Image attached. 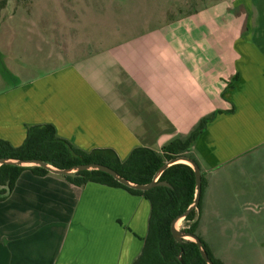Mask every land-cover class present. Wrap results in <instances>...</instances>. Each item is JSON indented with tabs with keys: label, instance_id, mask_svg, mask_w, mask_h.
<instances>
[{
	"label": "crops",
	"instance_id": "0c3cea01",
	"mask_svg": "<svg viewBox=\"0 0 264 264\" xmlns=\"http://www.w3.org/2000/svg\"><path fill=\"white\" fill-rule=\"evenodd\" d=\"M241 3L194 0L188 28L175 26L181 37L153 28L158 37L68 54L0 89V138L18 146L28 126L50 123L79 149L110 148L124 159L135 147L184 139L206 118L189 150L203 178L200 230L221 172L264 149V0ZM149 209L122 188L24 170L0 201V264H132Z\"/></svg>",
	"mask_w": 264,
	"mask_h": 264
},
{
	"label": "rangeland",
	"instance_id": "374dc122",
	"mask_svg": "<svg viewBox=\"0 0 264 264\" xmlns=\"http://www.w3.org/2000/svg\"><path fill=\"white\" fill-rule=\"evenodd\" d=\"M193 3L194 0H7L1 11L0 35L12 36H0V89L71 61L70 54L110 46L130 37H158L153 28L161 27L160 37H172L176 25L188 28L184 16L191 12ZM31 5L32 17L27 18ZM218 10L219 14L223 11ZM224 10L229 13V9ZM201 18L203 23L207 21L205 16ZM148 28L151 33L145 34ZM176 30V37L185 33L180 28ZM258 154L260 158L255 162L243 158L238 169L230 167L221 172L216 185L209 189L208 216L196 230L212 255L224 264H264V149ZM183 222H179V228Z\"/></svg>",
	"mask_w": 264,
	"mask_h": 264
},
{
	"label": "trees",
	"instance_id": "16d2710c",
	"mask_svg": "<svg viewBox=\"0 0 264 264\" xmlns=\"http://www.w3.org/2000/svg\"><path fill=\"white\" fill-rule=\"evenodd\" d=\"M6 2L7 0L0 1V15ZM205 122L206 118L201 119L190 135L184 139L175 138L159 150L138 146L133 148L124 159L119 158L110 148H95L90 151L79 149L70 141L59 137L52 124H35L27 127L25 138L18 146H13L9 141L0 138V158L42 159L50 161L58 168L99 163L114 169L133 182L148 183L156 171L169 159L176 156L191 158L189 150L203 130ZM24 170H29L37 176L49 173L45 168L38 166L26 168L11 164L0 165V201L13 190L16 180ZM64 178L77 186L95 182L122 188L148 201L150 209L147 231L142 238L141 249L132 264H207L195 242H178L170 231L171 222L181 215L193 200L195 176L189 165L176 163L167 167L159 179L167 181L171 186L157 185L147 190L126 186L100 170H80L74 176L66 175ZM202 186L201 176V189ZM200 206L199 199L198 210ZM197 214L196 210H192L183 219L184 225L180 229L199 237L213 264H224L222 260L212 255L208 244L196 234Z\"/></svg>",
	"mask_w": 264,
	"mask_h": 264
},
{
	"label": "water",
	"instance_id": "95a60500",
	"mask_svg": "<svg viewBox=\"0 0 264 264\" xmlns=\"http://www.w3.org/2000/svg\"><path fill=\"white\" fill-rule=\"evenodd\" d=\"M2 1V0H0ZM2 11V10H1ZM2 17V12L0 15V20ZM11 21V19H9ZM7 25V24H5ZM176 163H184L189 165L193 171H194V176H195V189H194V196L192 202L189 204L187 209L179 216H177L170 225V231L174 239L178 242H184V241H193L197 244L198 249L200 251V254L202 258L206 261L207 264H213L212 260L208 257L207 252L204 249L203 242L199 239L198 236L185 232L179 228L177 225L179 221L183 220L192 210H196L198 213V203L200 199V193H201V174L198 165L196 162L185 156H176L168 161H166L154 174L153 178L151 181L148 183H136L133 182L121 174H119L117 171L114 169L103 165L99 163H86V164H77L73 165L71 167H66V168H58L54 166L50 161L42 160V159H20V158H10V157H3L0 158V165L2 164H11V165H16V166H22V167H42L48 170L50 173L54 174H60V175H70L74 176L76 172L80 170H100L105 173H108L111 175L114 179L119 181L120 183L129 186L134 189L138 190H147L149 188H152L157 185H166V186H171L167 181L160 180L159 177L161 173L169 166L176 164Z\"/></svg>",
	"mask_w": 264,
	"mask_h": 264
},
{
	"label": "flooded vegetation",
	"instance_id": "af4514ba",
	"mask_svg": "<svg viewBox=\"0 0 264 264\" xmlns=\"http://www.w3.org/2000/svg\"><path fill=\"white\" fill-rule=\"evenodd\" d=\"M23 8H24V7H23ZM23 8H22V9H23ZM24 9H25V8H24ZM32 9H33V6L31 5V6H30V12H29L28 14H26V12L24 11V13L27 15V16H26L27 18H29V16L32 17V14H31V13H32Z\"/></svg>",
	"mask_w": 264,
	"mask_h": 264
},
{
	"label": "bare ground",
	"instance_id": "6f19581e",
	"mask_svg": "<svg viewBox=\"0 0 264 264\" xmlns=\"http://www.w3.org/2000/svg\"><path fill=\"white\" fill-rule=\"evenodd\" d=\"M179 222H181V221H179ZM179 222H178V224H177V225H179Z\"/></svg>",
	"mask_w": 264,
	"mask_h": 264
}]
</instances>
